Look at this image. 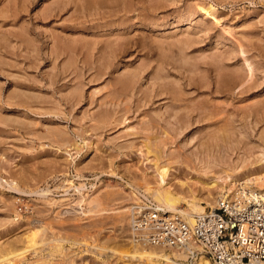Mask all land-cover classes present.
Listing matches in <instances>:
<instances>
[{
    "label": "rangeland",
    "instance_id": "rangeland-1",
    "mask_svg": "<svg viewBox=\"0 0 264 264\" xmlns=\"http://www.w3.org/2000/svg\"><path fill=\"white\" fill-rule=\"evenodd\" d=\"M0 95V177L26 192L0 183V264H196L176 249L142 257L154 246L131 209L158 185L143 146L165 156L215 146L213 171L199 175L219 183L214 197L220 167L238 178L257 167L264 0H0ZM163 129L174 135L165 146ZM189 177H171L170 189L190 187L210 209L200 183L180 188Z\"/></svg>",
    "mask_w": 264,
    "mask_h": 264
},
{
    "label": "built area",
    "instance_id": "built-area-1",
    "mask_svg": "<svg viewBox=\"0 0 264 264\" xmlns=\"http://www.w3.org/2000/svg\"><path fill=\"white\" fill-rule=\"evenodd\" d=\"M133 230L143 244L176 249L195 261L213 264H264V193L242 192L220 200L215 209L196 214L190 223L147 201L136 202Z\"/></svg>",
    "mask_w": 264,
    "mask_h": 264
},
{
    "label": "bare ground",
    "instance_id": "bare-ground-1",
    "mask_svg": "<svg viewBox=\"0 0 264 264\" xmlns=\"http://www.w3.org/2000/svg\"><path fill=\"white\" fill-rule=\"evenodd\" d=\"M84 3V2H83ZM92 4V3H91ZM198 4V3H197ZM107 7V6H106ZM198 7L201 9V12H204L205 15H212L215 17V10L211 7H203V5L201 6L200 4L198 5ZM143 19V18H142ZM150 19V18H149ZM145 20V19H144ZM217 21V20H216ZM150 22V21H149ZM143 25V24H142ZM140 25V26H142ZM140 31V29H139ZM125 37V36H124ZM134 43V41H131ZM130 43V42H129ZM135 44V43H134ZM120 45V44H119ZM126 45V44H125ZM241 46V45H240ZM130 47V46H129ZM131 48V47H130ZM243 50V48H242ZM127 51V50H126ZM121 52V50H120ZM245 52V51H243ZM116 53V52H115ZM130 54V52H129ZM121 57V56H120ZM245 57V56H244ZM122 59V58H121ZM140 59V58H139ZM245 63L247 64V67H248V71H249V74H250V79L253 77V73H254V68L252 66V63L247 59L245 58L244 59ZM128 67V66H127ZM54 76V75H53ZM157 76V75H156ZM190 78V77H189ZM60 80V79H59ZM126 81V80H125ZM134 81V80H133ZM223 84L225 86H227L229 84V79L225 78L223 80ZM246 81V80H245ZM248 81V80H247ZM250 81V80H249ZM48 82V81H47ZM122 82V81H121ZM218 82V81H217ZM238 82V81H237ZM125 83V82H124ZM231 83V82H230ZM18 84V82H17ZM16 84V85H17ZM24 84V83H23ZM204 84V82H203ZM21 84L19 83V86ZM163 85V84H162ZM244 85V80L240 81V83L237 85V87H241ZM31 86V85H30ZM110 86V85H109ZM252 86V85H251ZM128 87L127 85L125 86V88ZM153 87V86H152ZM204 87V86H203ZM230 87V86H229ZM24 88V87H23ZM27 88V87H26ZM32 89V88H31ZM134 89V88H133ZM236 90V89H235ZM58 93V92H57ZM223 93V92H221ZM33 95V94H32ZM95 95V94H94ZM1 96V95H0ZM35 96V95H33ZM38 96V95H37ZM21 97V95H20ZM32 97V96H31ZM11 98V97H10ZM170 98V97H169ZM191 99V98H190ZM118 100V99H117ZM177 101H181L182 99H176ZM216 101V100H215ZM38 102V101H37ZM115 102V101H114ZM205 103V102H204ZM28 104V103H27ZM30 104V103H29ZM66 104V103H65ZM151 104V103H150ZM26 105V104H25ZM9 106V105H8ZM53 106V105H52ZM75 106V105H74ZM189 106V105H188ZM204 106V105H203ZM202 107V106H201ZM36 109V108H35ZM170 109V108H169ZM175 109V108H174ZM205 109V108H204ZM2 110V109H1ZM129 111V108L127 109ZM127 110L125 112H127ZM153 110V109H152ZM168 111V110H167ZM128 113V112H127ZM156 113V112H155ZM208 114V113H207ZM126 114H124L123 116V122L122 123H126L128 118H126L125 116ZM150 115V114H149ZM174 115V114H173ZM7 117V116H6ZM100 117V116H99ZM177 117V115H176ZM194 118V117H193ZM169 122V121H168ZM216 122V121H215ZM145 126V125H143ZM192 126V125H191ZM160 127V126H159ZM178 127V126H177ZM176 127V131H178L180 134L182 133V127L179 129H177ZM130 128V127H129ZM60 129V128H59ZM174 129V128H173ZM131 130V129H130ZM163 135L164 136V140H162V144L163 146L166 145L167 142L169 141H174L172 136L174 135H170L168 131H165V129H163ZM264 132V131H263ZM55 134V133H54ZM57 134V133H56ZM55 136V135H54ZM53 136V137H54ZM176 136V135H175ZM34 137V136H33ZM139 138V137H138ZM262 139H264V134L262 135ZM194 138H191V141L189 140L188 143H191L193 142ZM147 142V141H146ZM189 144H187L188 146ZM162 146V147H163ZM201 146V148H197V151L196 153L193 152L192 150L188 151V153H182V149H178V151H174V153H167V159L170 158V159H173L175 160L174 163H165L163 162V159L165 158L166 160V156H165V153H162L160 150L164 149V148H160L159 150V147L157 149H154L152 148L153 146L150 144V142L146 143L143 147L145 148V151H146V156H149V155H152L151 158H153L154 160V164L156 169H155V172L158 173V176H157V180H158V185L155 189L151 190V186H149L148 188L146 187V189L148 191H150V194L152 196V201H150V203L153 205H156L157 207L159 208H162L164 209L167 213L169 214H173V213H176L177 215H179L180 217H182V219L184 220H187L189 221L190 223H193L194 222V217L196 214H201L203 212L206 211V208L202 206V201L203 199L198 197L197 193L193 192L190 190V187H188L189 183H200L202 187H204L203 190H205V192L208 194L207 195V202L208 204L211 206L212 209H215L216 206L218 205V203L220 202V200H230V199H234L236 198L237 196H239L242 192H255V191H260V193H264V157L260 159L258 165L256 168H254V170H247V171H244L245 173L242 174L241 178L239 177H235L234 174H229L230 172H228L229 170L224 168V167H220V169H224L222 170L220 173L221 174H225V180H226V184L224 186H221V188H219L220 190L218 191L217 195L218 197H214L212 194H211V191L218 187L219 186V183L216 182L214 179H212L211 177H209V179H206V180H210L208 182L206 181H203L201 180L199 177V175L203 172V173H207L212 170L214 168L213 164H216V150L217 148L215 146H210V145H199L198 144V147ZM203 147V148H202ZM194 149V148H192ZM184 150V149H183ZM1 153V152H0ZM164 154V156H163ZM185 154V155H184ZM264 154V153H263ZM205 155L207 157V160H205ZM164 158H163V157ZM222 156V155H221ZM173 157V158H172ZM149 158V157H148ZM163 158V159H162ZM167 160V161H170ZM212 160V161H211ZM214 160V161H213ZM172 161V160H171ZM215 162V163H213ZM183 166V167H182ZM219 167V166H218ZM216 168V167H215ZM216 170V169H215ZM219 170V168H218ZM132 171V170H131ZM218 172V173H219ZM178 173H186L187 175L189 174L190 177L191 176H194V180L192 181L189 177L190 180H188V184L186 183H182L180 184V188L182 190H185L186 187L189 188V191L186 193V192H183L181 191L180 192H176V191H172L170 189V178L171 177H174L176 176ZM215 172H213V175H214ZM217 173V172H216ZM217 173V174H218ZM211 174V173H210ZM184 175V174H183ZM216 175V174H215ZM214 175V176H215ZM238 175V174H237ZM186 176V175H185ZM209 176V175H208ZM211 176V175H210ZM218 176V175H217ZM216 176V177H217ZM211 178V179H210ZM145 182V181H144ZM225 182V181H224ZM0 183H5L6 186L9 188V190H12L16 193H18L19 195H23L25 194L26 192L21 190L18 186V183L14 180H11V181H7V180H3L1 177H0ZM218 183V184H217ZM81 184V183H80ZM147 185V184H146ZM84 184H81L80 186V189L81 188H84L83 187ZM132 186V185H131ZM160 186L161 187H164L165 189L164 190H161L160 189ZM3 187V186H2ZM78 187V186H77ZM76 187V189H77ZM69 189V188H68ZM146 190V191H147ZM230 193H229V192ZM230 195H227L228 193ZM28 193V192H27ZM35 193V192H34ZM81 193V192H80ZM184 193V194H183ZM30 194V193H29ZM36 195H38L39 197H41L42 199L44 198H47L50 194L49 190H40V191H37L35 193ZM187 194V195H186ZM82 195V194H81ZM136 195V194H135ZM83 197H85L84 195H82ZM143 196V195H142ZM82 197V198H83ZM146 197V196H145ZM49 199V198H48ZM80 199V198H79ZM90 199V197H89ZM138 199V198H137ZM147 199V198H145ZM47 200V199H46ZM83 200V199H82ZM212 200V201H211ZM93 201V200H92ZM148 201V200H147ZM80 202V201H78ZM182 203H187L188 205V209L187 211H182L180 209V205ZM80 204V203H79ZM217 204V205H215ZM91 205V204H90ZM93 205V204H92ZM71 209V208H70ZM29 210V209H28ZM93 210V209H92ZM68 211V209H67ZM90 212V211H89ZM68 213H71L68 212ZM130 219V218H129ZM35 224H38L39 223V220H36L34 221ZM31 225V224H30ZM39 226H41V223L39 224ZM39 229V228H38ZM100 231V230H99ZM35 232V231H34ZM38 232V231H37ZM40 232V231H39ZM41 235V234H40ZM39 236V235H38ZM83 236V235H82ZM26 237V236H25ZM41 237V236H40ZM59 237V236H58ZM38 237L35 236L34 237V240L33 242L30 240L32 238H29V240L31 241V244L32 246H36V245H40V243L38 242ZM43 238V237H42ZM90 238V237H89ZM56 240V239H55ZM86 240V239H85ZM129 241V240H128ZM33 243V244H32ZM54 243V242H53ZM28 244V243H27ZM138 245V243H136ZM147 245V244H146ZM41 246V245H40ZM57 246V245H56ZM148 246V245H147ZM25 247V246H24ZM28 247V246H27ZM153 247V246H152ZM56 248V247H55ZM24 249V248H23ZM26 249V247H25ZM36 249V248H35ZM137 249V248H136ZM141 249V248H140ZM159 249H163V248H159V247H155L154 248H151L149 252H146L145 254H142V257L144 258H149L151 257V255H154L155 251L156 250H159ZM37 250V249H36ZM86 250V249H85ZM168 250H175V249H168ZM28 251V250H27ZM60 251V249H59ZM132 251H134L132 249ZM146 251V250H145ZM56 253V252H55ZM135 253V252H133ZM143 253V252H142ZM14 254V253H13ZM54 254V253H52ZM51 254V255H52ZM132 254V253H131ZM183 254V253H182ZM12 255V254H11ZM10 256V255H9ZM184 256L186 257V255L184 254ZM133 257V256H131ZM93 260V259H92ZM147 261V260H146ZM139 262V261H138ZM35 263V262H34ZM43 263V262H42ZM50 263V262H49ZM139 263H142L141 261ZM174 263V262H173ZM48 264V263H47ZM51 264V263H50ZM196 264H213L211 262V260L205 256V255H202L198 258V261L196 262Z\"/></svg>",
    "mask_w": 264,
    "mask_h": 264
}]
</instances>
